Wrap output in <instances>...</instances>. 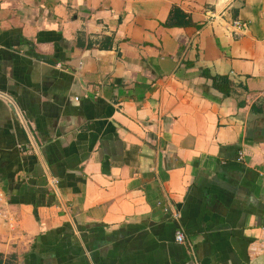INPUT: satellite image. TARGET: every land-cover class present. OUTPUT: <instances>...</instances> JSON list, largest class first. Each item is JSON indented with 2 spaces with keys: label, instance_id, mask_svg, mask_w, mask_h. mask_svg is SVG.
<instances>
[{
  "label": "crops",
  "instance_id": "0c3cea01",
  "mask_svg": "<svg viewBox=\"0 0 264 264\" xmlns=\"http://www.w3.org/2000/svg\"><path fill=\"white\" fill-rule=\"evenodd\" d=\"M257 103L264 0H0V264H264Z\"/></svg>",
  "mask_w": 264,
  "mask_h": 264
},
{
  "label": "trees",
  "instance_id": "16d2710c",
  "mask_svg": "<svg viewBox=\"0 0 264 264\" xmlns=\"http://www.w3.org/2000/svg\"><path fill=\"white\" fill-rule=\"evenodd\" d=\"M164 28H178V29H186V28H195L199 29L200 26L195 25L191 17L181 11L177 7H172L169 16L167 18V21L162 25ZM81 37L82 35H79L76 46L84 49V50H90L94 46L92 44L82 45L81 44ZM96 47H99V44H97ZM201 76L211 82V88L220 94L223 98H229L236 93L237 87L225 76H218V75H211L208 70H201ZM240 87V86H239ZM241 88V87H240ZM242 89V88H241ZM244 90V89H243ZM251 114L256 117V125L257 123L261 124L262 126V117L264 115L263 106L260 103H257L255 105H252L251 107ZM260 127V128H261ZM259 128V129H260ZM1 259V255H0Z\"/></svg>",
  "mask_w": 264,
  "mask_h": 264
},
{
  "label": "built area",
  "instance_id": "2783aa9c",
  "mask_svg": "<svg viewBox=\"0 0 264 264\" xmlns=\"http://www.w3.org/2000/svg\"><path fill=\"white\" fill-rule=\"evenodd\" d=\"M232 27L235 28V29H239V30H245V25L244 24H241L240 22L236 21L232 24ZM13 104V103H12ZM14 105V104H13ZM57 182L54 180L53 181V184H56ZM174 218L177 219V216L174 214ZM175 242L178 244V245H182V246H185L187 245V240L183 234V232L181 230H178L175 234ZM189 246V245H187Z\"/></svg>",
  "mask_w": 264,
  "mask_h": 264
}]
</instances>
